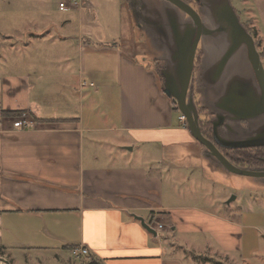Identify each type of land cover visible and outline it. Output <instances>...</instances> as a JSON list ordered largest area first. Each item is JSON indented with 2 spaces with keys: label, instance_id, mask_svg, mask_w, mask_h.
<instances>
[{
  "label": "crops",
  "instance_id": "0c3cea01",
  "mask_svg": "<svg viewBox=\"0 0 264 264\" xmlns=\"http://www.w3.org/2000/svg\"><path fill=\"white\" fill-rule=\"evenodd\" d=\"M235 1L263 40L264 0ZM31 6L40 1L0 0V249L33 254L29 264H75L67 254L76 248L88 252L75 257L79 264H243L232 257L242 246L232 243L242 244L249 225L213 212L205 191L187 196L171 183L184 174L170 167L193 170L185 180L204 188L230 177L202 157L185 123H174L179 113L144 35L145 44L134 35H88L83 19V35H53L46 18L27 29L20 14ZM103 88L117 91V101L101 100ZM18 120L32 126L18 129ZM185 196L204 204H185Z\"/></svg>",
  "mask_w": 264,
  "mask_h": 264
},
{
  "label": "water",
  "instance_id": "95a60500",
  "mask_svg": "<svg viewBox=\"0 0 264 264\" xmlns=\"http://www.w3.org/2000/svg\"><path fill=\"white\" fill-rule=\"evenodd\" d=\"M162 1L172 5H167L166 13ZM128 6L134 24L154 52L150 58L161 63L157 73L161 90L185 116L187 130L203 148L202 157L216 168L251 177L264 186V168L235 165L219 149L264 145L251 142L261 136L253 135L254 130L264 127V69L255 40L231 0H200L197 10L184 0H129ZM198 44L201 55L194 76ZM193 79L200 107L210 115L212 140L200 132ZM244 121L250 124L247 129L240 126ZM135 218L156 236L155 228Z\"/></svg>",
  "mask_w": 264,
  "mask_h": 264
},
{
  "label": "rangeland",
  "instance_id": "374dc122",
  "mask_svg": "<svg viewBox=\"0 0 264 264\" xmlns=\"http://www.w3.org/2000/svg\"><path fill=\"white\" fill-rule=\"evenodd\" d=\"M40 1L41 7L31 6L28 9L24 8V12L20 14L24 19L22 23L26 28L33 29L36 24L43 23L46 18L48 23L52 25L53 35H83L85 31H81L82 19L84 28L88 30V35H109L111 37H118L120 35H134L133 41H141L145 44L143 34L138 27L133 24L131 12L127 7L124 0H81L80 4L76 8H68L66 10H60L58 8L59 0H31ZM85 1L92 8H82ZM14 2V0H11ZM233 8L236 10L241 23L247 19L246 14L241 13L240 7L235 0H231ZM30 6V5H28ZM1 22L0 29L5 32V10L0 14ZM131 22V24H130ZM252 29L248 22H245ZM86 26V27H85ZM252 36V35H251ZM256 39V35L255 38ZM132 41V42H133ZM264 39L258 40L256 46L258 52H264ZM146 46V45H145ZM146 49V48H145ZM5 39L0 37V68L5 72ZM150 55H154L153 51L147 48ZM146 52V53H148ZM261 64L264 69V56L260 57ZM152 58H150V62ZM91 89H89L90 91ZM111 92V94H110ZM112 97L113 103L117 101V91L113 94V89L103 88L101 90L100 99H104L105 95ZM112 103V110L114 109ZM174 116V123L181 124L177 115ZM171 175L180 171L184 176H176L172 178L174 181L171 183L181 190L184 195L189 196L192 193L206 192L209 202L212 203L213 212L217 213L221 217H225L231 222H239L241 220L243 225H249L244 227V236L242 244L239 241L232 243L234 246H242L239 252H232V257L239 258L243 264H264V186H260L254 183L253 178L240 176L236 174H228L227 179L221 178V181H208V185L201 184L196 185L193 180L187 181L184 177H190V173L193 171L187 169H175L170 167ZM176 171V172H174ZM178 173V172H177ZM176 182V183H175ZM207 182V181H206ZM185 198V199H184ZM182 197L183 203L203 205L204 201L199 198L190 199L189 197ZM201 200V202L199 201ZM188 218L194 220L201 219L202 215L197 212H189ZM238 232V229H236ZM222 232L230 233L231 230H223ZM165 236L164 233L161 234ZM226 238L227 236L224 235ZM191 237V236H190ZM189 237V238H190ZM230 246L231 242L229 241ZM203 252H207L204 250ZM52 254L46 253L47 257ZM70 256L72 262L79 264L83 259H76ZM27 257H34L33 254L27 256L24 251H9L5 250V246L0 249V264H29ZM51 258V257H50ZM48 258L47 263L51 264L53 259ZM54 262V261H53ZM53 264V263H52Z\"/></svg>",
  "mask_w": 264,
  "mask_h": 264
},
{
  "label": "flooded vegetation",
  "instance_id": "af4514ba",
  "mask_svg": "<svg viewBox=\"0 0 264 264\" xmlns=\"http://www.w3.org/2000/svg\"><path fill=\"white\" fill-rule=\"evenodd\" d=\"M128 1L129 0H127V3H128ZM184 1H186L193 9L197 10V7L199 6L200 0H197V1H195V0H184ZM160 5L163 6V12L164 13H166L165 11H167L169 9L168 6H172L171 4H169L167 2H163V1ZM185 18H187V16H185ZM197 53H200V55H201V50H200L199 44H198L197 49H196V54ZM196 54H195V56H196ZM200 55H199V58H200ZM152 56L154 57V55H152ZM151 64H152L153 68L155 69V71L158 73V71L161 67L160 61H158L156 59H152ZM198 64L196 65V67H198ZM194 67H195V61H194ZM196 71H197V68L194 69V76L196 74ZM195 85H196V80L193 79L194 101H195V103H197V106L200 107L199 100H198L199 95L195 91ZM204 113L207 116L208 121H209L210 115H208L206 113V109H204ZM240 126L242 128L244 127L247 129L250 126V124L247 123L246 121H244V122H241ZM253 126H255V125L253 124ZM254 131H256V132H254L253 135H256V133H260L261 136H260V138L251 139V142L259 143L260 145L264 144V127L262 129H256ZM206 138L211 139V140L213 138L212 137V130H211V123H210V133L207 135ZM219 149L223 153V155L235 165L245 166V167H249V168H258V169L264 168V145L260 146L259 148H250V149H236V150H227V149H222V148H219ZM238 150H243L244 153L239 154L236 152ZM257 180H259V178Z\"/></svg>",
  "mask_w": 264,
  "mask_h": 264
},
{
  "label": "trees",
  "instance_id": "16d2710c",
  "mask_svg": "<svg viewBox=\"0 0 264 264\" xmlns=\"http://www.w3.org/2000/svg\"><path fill=\"white\" fill-rule=\"evenodd\" d=\"M243 25L246 27V29L248 30V32L252 35L253 38H255V32L253 29H251L248 24H246L245 22H243ZM255 40V45L257 46L258 44V39H254ZM260 56L263 57L264 56V52H259ZM199 55L200 53H197L195 56V67L194 69H196V65L199 63ZM153 67V66H152ZM155 67V66H154ZM197 105V103H196ZM171 109L173 113H180L176 104H174L173 102L171 103ZM198 123H199V128H200V132L204 137H207V135L210 133V122L208 121L207 116L204 113V109L201 107H198ZM1 114H7V115H11V116H22L23 112L22 111H1ZM239 154L244 153L243 150H238L236 151ZM150 223V222H149Z\"/></svg>",
  "mask_w": 264,
  "mask_h": 264
},
{
  "label": "built area",
  "instance_id": "2783aa9c",
  "mask_svg": "<svg viewBox=\"0 0 264 264\" xmlns=\"http://www.w3.org/2000/svg\"><path fill=\"white\" fill-rule=\"evenodd\" d=\"M79 3H80V0H61L58 3V6L60 8H66L69 5L77 6ZM178 118L182 123H185V116L184 115L179 114ZM31 126H32V122L27 121V120H18L16 123V127L18 129H22V128L27 129V128H30ZM161 228H162V225L157 224L156 229L160 230ZM87 253H88L87 249H85V248H76V249H73V251H72V254L74 255V257H80L82 255H86Z\"/></svg>",
  "mask_w": 264,
  "mask_h": 264
}]
</instances>
